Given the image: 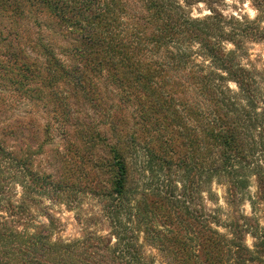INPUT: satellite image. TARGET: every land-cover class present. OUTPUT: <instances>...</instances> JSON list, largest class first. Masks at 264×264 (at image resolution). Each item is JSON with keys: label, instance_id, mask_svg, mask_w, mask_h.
Listing matches in <instances>:
<instances>
[{"label": "trees", "instance_id": "trees-1", "mask_svg": "<svg viewBox=\"0 0 264 264\" xmlns=\"http://www.w3.org/2000/svg\"><path fill=\"white\" fill-rule=\"evenodd\" d=\"M251 1L255 19L224 15L216 0H0V43L8 48V62L12 56L22 60L23 75L40 82L28 97L47 90L54 119L71 138L68 146L82 149L75 150L81 165L69 167L65 159L68 174L58 168L55 181L33 168L31 156L8 146L5 135L0 160L7 158L26 176L27 191L29 185L45 192L49 184L72 182L99 198L116 237L114 247L91 232L62 244L50 240L48 212L49 224L35 225L31 233L15 232L13 220L4 219L0 264H146L132 225H140L174 264H264L258 225L214 215L230 230L227 237L206 223L200 204L190 208L193 192L215 175L228 178L233 197L251 173L264 199V74L241 62L247 40L264 41V0ZM200 2L208 13L194 15ZM27 20L66 44L55 51L42 43L36 51L43 59L31 60L21 46L30 40ZM108 87L118 97L111 105L102 91ZM79 97L100 120L77 116L69 99ZM131 119L136 128L129 130ZM81 167L87 169L82 174ZM153 179L158 184H148ZM6 204L10 215L21 212L22 205ZM149 213L168 227L166 233L155 229ZM245 233L256 239L252 248ZM78 246L84 260H68L64 254L74 256Z\"/></svg>", "mask_w": 264, "mask_h": 264}, {"label": "rangeland", "instance_id": "rangeland-1", "mask_svg": "<svg viewBox=\"0 0 264 264\" xmlns=\"http://www.w3.org/2000/svg\"><path fill=\"white\" fill-rule=\"evenodd\" d=\"M215 3L224 15H242L255 19L258 14L251 0H216ZM192 13L203 15L208 13V10L200 2L193 6ZM23 25L30 28L31 34L29 33L30 40L27 41V44L23 46L24 42H22L21 46L31 60L43 59L37 55L36 51V48L42 43L49 44L55 51L60 50L66 44V41L57 38L58 36L47 35L46 29L39 28V31L31 20H27ZM261 26L264 27V22L261 23ZM39 33L41 40L37 38ZM226 46L227 48H233L231 44ZM7 50L8 48L0 43V136L4 137L5 135L8 146H14L19 152V156H31L33 168L41 173L51 174V179L55 181L54 177L58 176L56 175L58 168H61L59 172L63 176V172L68 174L62 170L66 165L65 159L69 160V167L74 162L81 165L80 162L76 161L75 150L82 151V149L79 147L74 150L68 146L71 138L63 131L62 125L55 121L52 112L53 103L47 101V90L40 93L34 91L32 92L33 95L28 97V92L38 88L40 82L36 78L23 75L26 71L22 70L23 63L20 58L12 56L10 62H8L9 54ZM246 50L248 54L242 58L241 62L247 68L257 69L264 74V41L247 40ZM230 86L233 89L236 88L232 82ZM67 89L63 86L62 96H65V90ZM102 91L106 96L105 103L111 105L118 102V97L116 98L113 95L109 87L102 89ZM69 101L75 103V110H77L79 118L86 122H91L93 119L100 120L98 115L94 116L92 110L83 102L82 98H70ZM127 126L129 130L136 128L135 125L133 126L132 119ZM7 149L9 150V148ZM100 154L103 153L100 152ZM9 162L7 158L2 162L0 160V167L2 166L4 169L0 170V198L2 199V202H0V221L4 219L7 221L13 220L12 226L16 230L15 232L22 233L25 231L31 233L34 231L32 228L35 225L49 224L48 212L53 217L52 231L49 233L51 241H60V243L66 244L75 240H82L91 232L99 237L100 244L104 245L110 241V246L114 247L116 245V237L105 216L103 203L100 202L99 198L82 191L78 185H71L72 182H63L60 186L49 184L48 187H45V192L37 191L35 186L29 185L31 191H27L23 187L27 179L26 176L14 172ZM79 170L82 174L87 169L81 167ZM246 180L248 181L247 187L233 197L229 194L228 178L215 175L208 182L204 180L200 186V192L198 194L193 192L195 199L190 204V208L198 210L200 204L206 223L227 237L231 236L230 230L224 227V223L212 219L214 215L223 222H229L231 216H235V218H238L239 223L247 222L248 224L258 225L259 229L264 231V199L259 193L258 181L251 173H248ZM154 183L158 184L155 179L148 180V184ZM196 195L200 196L201 199L199 200ZM134 198L139 199L138 195H135ZM8 200L14 205H22L21 212L13 209L12 212L15 215H10L11 211L6 204ZM2 205H5L7 209L1 207ZM172 210L176 212V209ZM146 216L150 217L149 221L155 229L159 228L162 232H167L168 227L161 223L158 216H152L151 213ZM243 216L247 220H244ZM132 228L134 235L137 237L136 243L140 246L142 258L146 264H174L172 257L165 255L144 236L140 225H132ZM254 242H256L254 236L245 233V244L252 248ZM188 243L195 247L196 242L188 240ZM78 247L80 249H75V252L71 250V252H74V256L64 254L69 255L68 260L73 261L75 258L76 262L84 260L82 258H85V256L81 252L83 247ZM108 253L106 249L100 250V255L104 254L105 258ZM56 260L58 259L56 258ZM104 264H107V261ZM247 264H254V262H247Z\"/></svg>", "mask_w": 264, "mask_h": 264}]
</instances>
